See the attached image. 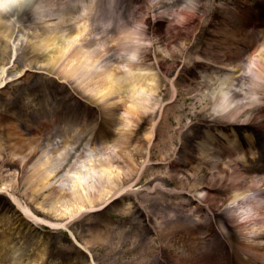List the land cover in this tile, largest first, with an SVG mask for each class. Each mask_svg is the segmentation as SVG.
<instances>
[{
	"label": "bare ground",
	"instance_id": "6f19581e",
	"mask_svg": "<svg viewBox=\"0 0 264 264\" xmlns=\"http://www.w3.org/2000/svg\"><path fill=\"white\" fill-rule=\"evenodd\" d=\"M7 1L0 0V8ZM138 1L142 0H127L129 7L125 5L123 7L124 3L117 4L113 0H68L62 4L71 7L74 4H80L83 9V15H79L81 20H77L76 17L72 18L75 20V29L74 32L68 34L70 39L65 45L66 51L70 49L82 53L85 63L79 60L75 69L70 65L62 64L67 76L74 79V76L81 74L82 82L78 85L86 86V82H89L90 79V73L89 69L86 71L85 66L91 68V75L97 74L96 69L101 70L102 74L97 78L98 80L102 79L101 82L95 84L89 91L95 95L96 99L104 98L108 92L113 94L117 92L122 97L123 88L118 80V74H121V79H126L132 91L130 92L129 105L119 115L118 122L116 121L115 149L109 154L103 155L99 154L96 147H89L91 143L87 142L88 157L81 162L75 172L71 171L73 177H70L68 186L65 188L69 191V195L55 194L57 198L60 196L61 198L47 205L46 219H38L33 215L25 197L18 194V182L22 177L28 178L30 187L32 186L36 190L38 188L40 191H37L41 193L49 188L48 192H51L53 196L52 192L55 189L51 185V179L54 178L57 169L61 168L62 162L69 152H77L76 135L71 137L70 135L54 134L53 128H51L56 124L61 112L60 107L71 106L69 102L73 99L70 96L71 93L67 94V98H53L52 100L48 98V110L45 111L36 110L29 102L24 104L25 112L30 114L28 120L19 117L9 106L0 109V140L2 134H7L10 137L7 154L2 153L0 149V167H2L0 177L5 182L0 188V192L6 194L5 196L12 205L11 210L0 209V228L6 227L9 219L15 214L17 215L16 219H19V227H16L17 230L15 229L11 234L4 233V235L3 231L5 232L6 228L0 229V264H41V262L42 264H69L70 259H73L71 264H107L104 262L107 255L101 258L95 251L97 247L92 245V238L88 237L92 235L98 225H101L97 221L100 213L106 223L109 222V211L117 215L130 213L131 208L114 206V202L119 204L115 201L119 193L140 199L136 208L143 213V220L149 227V233L154 232L152 224H156L155 217L167 210L171 214L176 211L193 213L195 220L199 219L200 214L205 218V212H209V210L216 214L227 215L230 222L235 218L236 221L241 222L240 232L245 242H239V244H243L239 246L237 252L233 253L230 252L232 239L227 238L228 243H225V246L229 251L226 252L227 254H221L229 256V259L232 256L236 260V264H264V176L259 177V186L255 190L250 192L249 189H246L239 194L234 188L236 185L221 184L219 182L221 179H218L219 173L229 175L230 170H235V162L238 160H241L244 174H247L246 159L255 158V151L252 149L253 136L246 134L243 146L237 141V128L255 126L264 132V58L251 55L248 61V71H244L242 68L238 69L239 65L230 67L223 62L210 60L205 56V53L209 51V41H214L216 49L223 51L224 55L221 58L226 57L225 53L230 51V45H241L247 50L253 44L252 37L255 33L254 30L247 32L249 26L247 15L244 14L240 17L238 16L240 13H232L236 16L231 15L230 18H224V25H218L216 28L217 37H213L211 40L203 37L202 54L205 57H202L201 53L198 57L196 53L188 52V55L194 54L196 59L202 58L203 61H197L198 65H190V68H184L182 65L174 66L172 74L169 75L170 69L165 65L163 59L157 62L151 50L139 49L146 33V29L141 24H148V22L145 19L146 14L141 13L142 7L135 6ZM162 1L160 0L159 3ZM185 1L194 5L189 6V9L195 10V14L202 12L205 7L208 8L207 11L210 8V2L205 0H173L171 3L178 2L177 4L180 5ZM48 3V0L35 1L31 11L32 19L30 18L29 22L40 21L45 30L48 29L49 32L50 28L56 24V20L58 21L60 12ZM177 13L181 16V22L187 18L190 19L191 11L189 10H180ZM219 15L220 13H215L217 19ZM83 20L91 21L92 27L95 28L93 33L101 35V38H95L86 43L88 25L79 26ZM164 23L165 21L161 19H152L149 22L151 32L160 33L163 31L166 27ZM9 27L0 26L3 30ZM111 33L124 34L125 38L122 40L130 43L129 58L117 55V59L122 58L119 66H115L111 59L101 56L102 50L107 51L112 46L110 37H108ZM23 37L24 33L18 35V39L13 44L15 48L22 46ZM66 47L62 49L63 58L59 61H65L66 51L64 50ZM98 49L101 50L100 55L94 58L93 53ZM236 49L239 50L238 47ZM15 52L14 49L12 57ZM149 56H152L151 63L148 59ZM1 71L5 72V70ZM28 72H32V70L23 69L18 72L17 80L29 74ZM149 75H153L152 78H149ZM155 77L160 79V85L156 84ZM10 82V79L2 78L0 87H2L3 93L10 88L8 86ZM64 82L59 83L67 87L71 86ZM181 85L188 90L193 88L199 93L193 97L194 103L191 104L190 109L191 114L206 130L200 135L192 134L190 130L183 136H180L181 131L178 130L176 146L171 147L170 152H165L160 162L156 163L159 169H163V172L155 176L152 184L144 185L141 190H131V188L128 189L130 191L123 190L125 184H129L126 178H128V182H139L141 174L138 173L148 167L150 150L156 141L160 142V138L164 137V131L167 139H170V134L168 135L167 131L168 128L171 129L168 126L169 103H165L163 93L170 90L175 103L177 98H185L184 94L176 92V87H181ZM88 89L89 85L85 91L88 92ZM10 96L11 94H8L7 99H10ZM195 105H200L197 112ZM92 107L95 111L90 112L89 115L92 116L95 123H99V128L102 129L103 121L101 120L103 119L99 118L100 114L96 112V105L91 104ZM178 107H184V103ZM71 108L74 109L72 106ZM116 112L114 110L113 114L117 115ZM82 113L85 116L84 111ZM45 124H48V127L44 130L42 127ZM143 125L147 132L145 141L142 144L125 146L123 143L126 139L132 133L137 135L136 132ZM77 127L78 125L73 130ZM171 131L173 133L174 128ZM26 148H32V151L26 154L28 157H20L19 155ZM232 152L235 154L236 161H232L234 158ZM15 158L18 160L15 161ZM224 158L227 160L222 162L221 160ZM114 159H122L123 162L117 163ZM136 165L139 168H136ZM261 166H263L264 172V163ZM133 171L138 173L130 179V173ZM243 176L241 177L243 178L242 185L245 187L247 184L244 180L245 175ZM169 182H172L174 186H171ZM150 196L152 197L150 198ZM144 200L146 201L145 206H143ZM58 204L59 206H57ZM39 207L43 209L44 206L40 205ZM86 212L88 216L82 224L87 234L83 231L79 232L78 227L70 230L68 225L71 223L74 226L80 224L81 215ZM220 219L221 217H214L211 222L213 221L222 231L223 225L219 224ZM41 222L48 224L49 228H60L69 232V238L64 239L62 236L64 240H67V243H64L67 244L65 251L72 254L59 257L57 252L61 248L56 250L53 247L46 253L45 247L42 246L43 243L40 242V228L37 227ZM106 223L104 224L107 226ZM88 227L92 228L88 230ZM123 227L125 226L123 225ZM212 231L207 220L197 227L198 237L205 246H201L200 249L192 248L187 254L198 256L204 253H213L215 251L212 245L213 239L209 238ZM78 248L86 253L85 259L73 253ZM182 250L184 252V248ZM232 253L233 255H231ZM77 258H79V262H77ZM222 260L223 258H221V262ZM217 263L220 262L217 261ZM190 264L201 263L194 261Z\"/></svg>",
	"mask_w": 264,
	"mask_h": 264
},
{
	"label": "rangeland",
	"instance_id": "374dc122",
	"mask_svg": "<svg viewBox=\"0 0 264 264\" xmlns=\"http://www.w3.org/2000/svg\"><path fill=\"white\" fill-rule=\"evenodd\" d=\"M35 1L37 0H8L6 4L0 8V26H10L5 30L0 28V84L2 83V78H7L11 81L8 84L10 88L5 93L2 92V87H0V109L9 106L19 117L28 120L30 114L25 112L24 104L29 102L36 110L44 111V109L48 110L47 106H45L46 103H48V98H67V94L71 93L70 96L73 99L69 102L72 103L71 106H73L74 109L69 106H61V112L56 124L51 128H53L52 132L54 134L63 136L70 135L71 137L76 135L77 143L75 147L77 152H69L62 162L61 168L57 169L54 178L51 179V185L55 189V191L52 192L53 196L51 192H48L49 188L41 193L38 192L40 191L38 188L37 191L32 186L30 187L28 178L22 177L18 182V194L25 197L29 209L34 213L33 215L38 217V219H46L47 213L45 210H47V205L59 200L64 194L69 195V191L65 188L68 186L70 177H73L71 171L75 172L81 162L88 157L89 151H87L86 148L87 142L91 143L89 147H96L99 154H109L115 149L116 141L114 137L117 135L116 121L118 122L120 118L119 115H121L123 110L129 105L131 101L130 92L132 89L129 88L126 79H121V74H118V80L123 88L122 97L117 92H115V94L108 92L105 94L104 98L96 99L95 95L89 91L95 84L101 82L102 79H97L98 76L102 74L101 70L96 69L97 74L91 75V68L85 66L86 71L89 69L90 73V79L89 82H86V86L78 85L82 82L81 74L74 76V79L68 77L62 64L70 65V67H74L73 69H75L79 60L82 62L85 61L82 53L70 49L66 51L67 47L65 45L68 39H70L68 34L74 32L75 29V20H72V18L76 17L77 20H81L79 17V14L82 12L81 5L77 4L71 7L62 5L68 2V0H49L48 4L53 5L60 13L58 21L56 20V24L53 28H50L48 32V29L45 30L40 21L34 22L32 20L29 22V20L32 19L31 11ZM205 1L210 2L209 10L207 11L208 8L205 7L202 9V12L196 14L195 10L192 8L189 9V6L192 7L194 5L190 4L188 1L183 2L179 6L175 5L170 13L167 12V7H164L165 4H167V0H163L161 3H156L154 0H143L142 2V6L145 8V12H147L145 18L148 24H141V26L146 29V33L142 46H140L139 49L142 50V48H147L151 50L157 62L163 59L165 65L170 69L168 72L169 75L172 74V68L174 66L182 65L184 68H190V65H198L197 61H203L202 58L200 60L196 59L194 54L188 55V52L196 53L198 57L200 56L199 53H201L202 57L207 56L211 60L223 62L229 66L239 65V69L248 70L249 58L246 57L242 51L237 50L236 45H230V51L225 53L226 57L221 58V56L224 55L223 51L216 49V43L214 41H209V51L206 53L204 52L205 56L202 54L203 37H207L208 40H211L218 35L215 31L222 21L219 18L217 19L215 13H220L221 17L223 14L227 16L225 11L222 13L223 6L232 10L233 5H236L244 11L242 13L243 15L246 14L247 17L250 18L248 30H254V40L256 43L252 49L253 53L250 55L264 58V0ZM180 9L191 11L190 19L187 18L181 22V16L177 13ZM152 16L165 21L164 24H166V27L160 33L151 32L149 22H151L150 17ZM84 25H88L86 43L93 41L95 38H101V35L93 33L95 28L92 27L91 21L83 20V22L79 23V26ZM22 33H24L23 44L15 48L13 44L16 39H18V35H22ZM108 37H110L109 40L112 46L107 51L102 50L101 56L111 59L115 66H119L122 58L118 57L119 59H117V55L129 58L131 53L130 43L126 40H122L125 38L124 34L111 33ZM64 47H66L64 50L66 51V54H64L65 61H59L63 58L62 49ZM14 49L16 52L13 58ZM100 51L101 50L98 49L93 53L94 58L100 55ZM144 52L147 53V51ZM151 58L152 56L148 57L150 63ZM23 69H30L32 72H28L29 74L17 80V73ZM1 70H5V72L2 73ZM149 76V78H152L153 75ZM155 80L157 81L156 84L160 85V79L155 77ZM63 81L71 86H68V88L62 85V83H59ZM87 85H89L88 92L85 91ZM176 92L178 94H184L185 98H177L175 103L170 90L163 93L165 103H169L168 126L171 129L168 128L167 131L168 135L170 134V139H167L165 136L166 132L164 131V137L160 138V142L156 141V144L150 150L151 156L148 167L144 168V170L142 169V172H137L141 174L138 180L139 182H128V178H126L129 184H125L123 190L127 191L131 188V190L138 191L141 190L144 185L152 184L155 176L163 172V169H159L157 164L163 158L165 152H170V148H174L177 144L178 139L176 138V133L178 130L181 131L180 136H183V134L188 133L190 130L192 134L196 133L198 135L206 130L201 123H198L196 117L191 114L190 109L191 104L194 103L193 97L199 93L193 88H189L188 90L186 87H182V85L181 87H176ZM8 94H11L10 99H7ZM183 103L184 107H178ZM87 104L96 105V112L100 114L99 118L101 119L102 117L103 119L101 120L103 121L102 129L99 128V123L94 122L89 112L84 111L89 110L91 112V108L87 107ZM195 106L197 112L200 105ZM113 109L117 111V115L113 114ZM82 111H84L85 116L82 115ZM77 125L78 127L73 130ZM47 127L48 124H45L42 128L45 130ZM172 128H174L173 133L171 131ZM146 133L143 125V127L136 132L137 135L132 133L123 144L128 147L137 143L142 144V142L145 141ZM246 134H251L253 136L252 149L255 151L254 159H246L247 174H244V167L242 166L241 160L238 159L237 160L240 162H235L236 169L230 170L229 175L223 173L218 174V179H221L219 182H221V184L236 185L234 188L237 190L236 193L238 194L246 189H249L250 192L255 190L257 186H259V177L263 176L264 173L262 170L263 166H261L264 163V132L255 126L237 128V141L239 144H245L244 136ZM8 136L7 134H2V139L0 140V149L5 155L10 145V137ZM99 150L103 151L100 152ZM30 151H32V148H26L19 156H25L26 158L28 157L26 154ZM232 157H234L232 161L235 160L234 152H232ZM14 160L16 161L18 159L15 158ZM226 160L227 158H224L221 161L225 162ZM114 161L117 163L123 162L122 159H114ZM151 166L156 167L151 168ZM1 168L2 167H0V172H2ZM136 168L139 167L136 165ZM68 171L70 172L68 173ZM137 173L134 171L131 172L130 179L134 178ZM243 175H245L244 180L247 184L245 187L242 185L243 178L241 177ZM4 183L5 182L0 177V188L3 187ZM169 184L174 186L172 182H169ZM176 189L178 190L179 187ZM58 193L61 195L59 198L55 196V194L59 195ZM5 195L4 192H0V209L4 208L6 210H11L12 205ZM151 197L152 196H150V198ZM115 201L119 202V204H115L114 202V206L131 208L132 210H130V213L126 212L127 214L122 215L113 214L109 211L108 223L102 219L103 215L100 213L97 217V221L101 225H98L92 235L88 237L92 238V245L97 247L95 251H97L101 258L107 255V257L104 258V262L107 264H161V262H164L163 264H190L194 263V261L201 264H226V262L235 264L236 260L233 259L232 256L231 261H229V256L221 254H227L226 252L229 251L225 247V243H228L227 238L229 240L232 239V250L230 252L233 253L237 252L239 246L245 242L240 232L241 222L239 220L236 221V219L233 218L230 222L227 215L216 214L212 210L205 212V218L200 214L198 220H195L193 213L187 211H172L174 213L171 214L170 211L168 212L167 210L155 217L156 224H152V231L154 230V232L149 233V227L146 221L143 220V213L136 208L137 203H140L139 198L135 199L133 196L119 193ZM145 204L146 201L143 203V206H145ZM40 205L44 206L43 209H40ZM57 206H59V204ZM213 210L215 209L213 208ZM16 216L15 214L9 219L6 227L0 228H6L3 234H11L15 229L17 230L16 227H19V219H16ZM86 216H88V213H83L80 218V224H75L74 226L73 223H71V225H68V228L74 230L75 227H78L79 232L83 231L87 234L82 224L87 218ZM214 217H221V222L219 224L223 225L222 231L218 229L219 226L213 223V221L211 222ZM206 220L213 230L209 238L213 239L212 245L215 251L213 252L212 249L213 253H204L198 256L193 253L191 254L194 256L188 255L187 252H189L190 249H200L201 246H205L199 239L196 229ZM149 221L152 222L151 219H149ZM104 223H106L107 226ZM38 224L37 227L40 228L39 231H41L39 235L40 242L43 243V245H41L45 247L46 253H48V249L53 247L56 250L61 248L57 252L59 257L72 254L65 251L67 244L64 243H67V240L64 239L70 237L68 231L60 228H49L48 224L45 222ZM123 225L125 227H123ZM234 225L235 227H233ZM91 228L92 227H88V230ZM240 238L241 240H239ZM78 241L81 242L79 239ZM242 241L243 243L239 244V242ZM182 248H184V252ZM73 253H76L78 257L86 258V253L83 252L81 248L76 249ZM221 258H223V263L221 262ZM72 260L73 259H70L68 263L71 264V262H73ZM217 261L220 263H217ZM77 262H79V258H77Z\"/></svg>",
	"mask_w": 264,
	"mask_h": 264
}]
</instances>
